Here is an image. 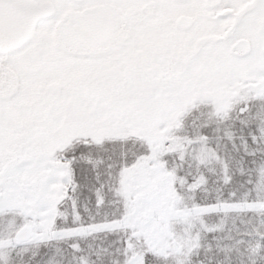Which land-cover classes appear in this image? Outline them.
I'll use <instances>...</instances> for the list:
<instances>
[{"label":"snow or ice","instance_id":"1","mask_svg":"<svg viewBox=\"0 0 264 264\" xmlns=\"http://www.w3.org/2000/svg\"><path fill=\"white\" fill-rule=\"evenodd\" d=\"M0 264H264V0H0Z\"/></svg>","mask_w":264,"mask_h":264}]
</instances>
